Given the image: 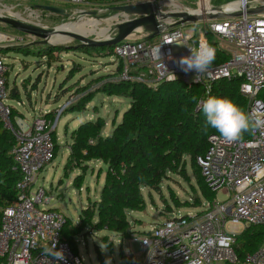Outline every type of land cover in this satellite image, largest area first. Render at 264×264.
Here are the masks:
<instances>
[{"label": "built area", "instance_id": "2783aa9c", "mask_svg": "<svg viewBox=\"0 0 264 264\" xmlns=\"http://www.w3.org/2000/svg\"><path fill=\"white\" fill-rule=\"evenodd\" d=\"M47 1L48 5L58 7L61 3L88 6L93 2ZM143 2L154 5L161 33L148 39L152 32L138 27L127 38L135 39L134 42L124 40L113 47V53L119 59L121 81L139 83L151 89L173 81L201 86L203 92L199 102H202L213 94L217 82L235 79L247 100L246 112L264 114V14H246L248 8L263 5L264 0L229 2L225 6L236 3L230 9L217 5L225 12L242 11L238 17L180 25H175L177 19L163 18L161 14L214 12L212 7L215 5L210 1L201 2L197 9H191L172 0H110V9ZM134 15L132 18L131 14L117 12L113 18L124 23L142 16ZM188 24L199 27L192 34H185L182 27ZM214 37L225 45L220 47L213 41ZM6 41L5 33L0 32V49L6 46ZM178 43L184 44L182 50L174 49ZM201 45H211L216 52L225 49L230 57L223 62H214L196 82L193 80L196 73L183 72L177 60L190 55L189 48ZM8 72V64L0 55V122L15 136L9 155L12 169L20 175L14 196L2 210L0 264H55L51 257L42 255L41 247L44 243L50 245L53 239L59 241L57 248L63 249L66 257L60 264H84L83 257L73 251L63 236L66 216L58 210L40 209L39 205L48 204L51 196L42 187L33 191L38 173L55 158L52 132L57 127V120L39 117L27 125L19 117L12 122V107L7 104L12 89L8 86ZM198 163L209 188L216 194L222 193L225 198L206 200L192 213L179 215V210L173 211L169 214L172 217L160 220L146 233L132 234L129 242L138 247L131 251L126 249L127 264H191L194 259L200 264H264V236L252 252L241 254L236 248L237 237L247 227L264 229V129L236 143L226 142L219 133L211 134ZM232 225L240 226L239 231L230 229ZM201 244L207 245L203 254L198 251ZM120 264L124 263L120 261Z\"/></svg>", "mask_w": 264, "mask_h": 264}, {"label": "rangeland", "instance_id": "374dc122", "mask_svg": "<svg viewBox=\"0 0 264 264\" xmlns=\"http://www.w3.org/2000/svg\"><path fill=\"white\" fill-rule=\"evenodd\" d=\"M172 1L183 8L197 9L201 2L210 1L215 6H225L227 3L237 0ZM48 3L47 0H0V15L16 18L47 29L74 22L79 23V27L76 28L79 29L85 21L96 20L99 23L90 24L81 35L91 39H103L106 37L97 35V33L108 26H110L109 36L117 34L116 25L119 23L113 18L117 12H112L110 9V0H94L88 6L61 3L59 4L60 7L65 10V14L62 15L35 7L36 5H48ZM82 10L86 14L78 15ZM134 16L131 14L132 18ZM197 27L199 26L188 24L182 27V31L185 34H192ZM0 32L5 33L7 38V44L3 49H0V55L5 58L9 67L8 86L10 89L16 88L19 91V95L16 97L8 98L7 104L22 113L19 114V117L27 125H31L39 117H45L51 121L57 120L56 133L59 147L56 156L50 164L38 173L33 191L40 187L44 188L47 194L51 196V200L48 204L39 205L40 209L60 211L66 216L68 229H71V227L78 225L82 210L93 209L94 202L99 200L107 168L104 162L94 159L82 162L80 167H75L67 176L64 175V166L71 153L73 134L82 124L102 118L106 123L103 134L109 135L113 126L122 120L123 114L132 102V98L128 96L108 95L106 92L96 91L107 82L121 81L117 68L119 59L114 53H110L108 47L98 51L91 47H75L79 42L72 36L65 37L66 41L64 42L55 41V46H52L54 51L51 52L50 56H44L43 51L48 44H44L41 37L16 30L2 22H0ZM134 40L126 39L128 42H134ZM213 41L220 47L225 45L221 41L218 42L216 37ZM183 48L184 44L174 45L175 50H182ZM62 86L65 87L63 90H61ZM78 88H82L85 95L90 94L93 97L83 111H69V107L75 105L82 95L72 96ZM68 101L71 102L67 103ZM65 104L66 106L63 107ZM63 108L65 111H62ZM12 136V141L15 143V136L13 134ZM75 162L70 163V166L74 167ZM189 173L191 175L190 170ZM77 176L80 180L79 187L74 184ZM174 179L176 181L168 180L163 183V194H154L152 202L147 198L145 212L130 213L132 220L139 219L143 222L142 225L136 226L137 230L149 231L160 220L172 217L173 215L161 213L169 207L179 210V215L197 210L188 207L195 197L201 196L204 199L194 177L191 175V182L196 191L193 190L189 181L176 176ZM215 198L222 200L225 196L222 193H217ZM184 200H187L186 206L177 207L176 203ZM96 219L97 212L94 214L93 222ZM230 229L239 231L240 226L232 225ZM103 236H109L112 251L101 250L100 244H103L101 240ZM76 241L84 264H100L96 246L99 247L106 260L110 259V264H120V247L124 254L127 248L131 251V248L137 249L138 247L136 243L129 242V237L122 239L120 244L118 236L107 230L90 231L88 237L84 235V232L80 233Z\"/></svg>", "mask_w": 264, "mask_h": 264}, {"label": "trees", "instance_id": "16d2710c", "mask_svg": "<svg viewBox=\"0 0 264 264\" xmlns=\"http://www.w3.org/2000/svg\"><path fill=\"white\" fill-rule=\"evenodd\" d=\"M91 48L98 51L105 47ZM108 49L112 54L113 47ZM52 51L53 47L48 45L43 55L50 56ZM229 57L230 54L221 48L217 50L214 62H223ZM117 68L120 71L119 65ZM64 88L62 86L61 90ZM14 89L15 92L10 93V97L19 95V91ZM96 91L106 92L108 95L128 96L132 98V102L122 120L113 126L109 135L103 134L106 123L102 118L82 124L73 134L71 153L64 166V175L67 176L73 168H78L82 162L89 160H100L107 166L105 182L99 200L94 202V208L82 210L78 225L71 229H68L67 220L64 224L63 236L77 254L79 250L76 239L83 232L88 237L90 231L107 230L118 236L120 244L122 239L132 234L146 233L147 231L136 229V226L142 225L143 222L139 219L132 220L130 213L145 212L147 198L152 202L154 194H163V183L168 180L176 181L175 176L189 181L196 191L191 182L192 175L205 199L201 196L195 197L188 207L200 208L204 201H212L216 196L205 182L198 163V158L204 155L208 147V137L218 133L206 126V118L198 107L203 92L201 86H187L181 81H173L151 89L139 83L119 81L107 82ZM79 94L82 95L75 105L69 107V111H83L93 97L90 94L85 95L82 88H78L72 96ZM210 96L230 99L246 111L247 100L240 92L239 83L235 79H222L217 82ZM19 114L22 113L12 107L11 121L15 122ZM56 129L52 132L55 156L59 147ZM11 136L12 133L6 127L3 128V123L0 122V219L3 208L14 196L15 185L20 177L19 173L12 169L9 151L14 142ZM248 136L246 133L244 138ZM73 161H76L75 166L71 167L70 163ZM74 184L80 186L78 176ZM186 204L187 200L176 203L177 207H184ZM173 211L176 210L169 207L161 213L170 214ZM95 212L97 219L93 222ZM263 236V227L249 226L237 237L236 248L241 254L252 252L259 247ZM101 240L108 246L107 249L112 251L109 236H103ZM96 247L99 263L105 264L104 255L99 247ZM120 261L124 264L129 262L121 247Z\"/></svg>", "mask_w": 264, "mask_h": 264}, {"label": "clouds", "instance_id": "9594fccd", "mask_svg": "<svg viewBox=\"0 0 264 264\" xmlns=\"http://www.w3.org/2000/svg\"><path fill=\"white\" fill-rule=\"evenodd\" d=\"M189 49L191 54L180 57L177 65L185 73L194 71L196 75L193 80L197 82L199 76L207 72L215 61L216 49L211 45ZM199 107L206 118V126L215 129L228 143L242 141L246 133L255 136L259 130L264 129V114L246 112L230 99L210 96L199 102ZM58 243V240L53 239L50 245L44 243L41 246L42 255L51 257L55 264L66 260L63 249L57 248ZM100 247L102 251H106L108 246L100 244ZM206 247V244H201L198 251L203 254ZM105 264H110V259L106 260ZM191 264H200V261L194 259Z\"/></svg>", "mask_w": 264, "mask_h": 264}, {"label": "water", "instance_id": "95a60500", "mask_svg": "<svg viewBox=\"0 0 264 264\" xmlns=\"http://www.w3.org/2000/svg\"><path fill=\"white\" fill-rule=\"evenodd\" d=\"M36 8L42 9L44 11H48L55 14H65V10L61 7L54 5H36ZM212 9L214 12H196L189 13L186 11H178L171 13L161 14L163 18H175L177 22L175 25L185 24L187 22H198L203 20H212L219 18H228V17H238L243 14L242 11L236 12H225L223 11V7L221 6H213ZM112 11L114 12H124L126 14H136L142 15L140 17H136L130 21L119 23L116 25L117 34L113 37H106L103 39H91L84 35L75 32H66L65 34L68 36H72L79 43L75 47H114L116 44L126 40L128 36L138 27H144L147 31L152 32L148 39H152L158 36L161 33L160 25L156 18V12L154 5L150 2L136 3L130 5H120L112 7ZM86 12H80L78 15H84ZM248 15H261L264 14V4L259 5L257 7L248 8L246 11ZM0 22L5 23L12 28L34 34L43 39L44 44H48L49 46H55V43L52 41V37L57 35L58 33H63L65 31L55 27L53 29H47L44 27H40L38 25L26 23L16 18L7 17L0 15ZM15 89H11V93H14Z\"/></svg>", "mask_w": 264, "mask_h": 264}, {"label": "bare ground", "instance_id": "6f19581e", "mask_svg": "<svg viewBox=\"0 0 264 264\" xmlns=\"http://www.w3.org/2000/svg\"><path fill=\"white\" fill-rule=\"evenodd\" d=\"M235 4L236 3H233V4H228L227 6H225V8H228V9H230V8H232V7H234L235 6ZM108 11V10H107ZM110 11V10H109ZM11 12V11H10ZM113 12V11H112ZM104 14V13H103ZM107 15H109V14H107ZM104 16V15H103ZM99 23L98 21H96V20H87V21H85L83 24H82V26L79 28V29H76L77 27H79V23H69V24H63V25H60V26H58V28L59 29H61V30H63V31H65V32H63V33H58L57 35H55V36H53L52 37V41L54 42V43H56L55 41H57V42H64V41H66V39H65V37H67L68 35H66L65 33L66 32H75V33H79V34H81V33H83L84 31H85V29L90 25V24H94V23ZM108 32H110V26H108L106 29H104V30H102L101 32H99V33H97V35H103V36H105V37H108L109 35H108ZM112 33V32H111ZM58 40H60V41H58Z\"/></svg>", "mask_w": 264, "mask_h": 264}]
</instances>
